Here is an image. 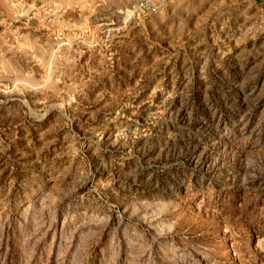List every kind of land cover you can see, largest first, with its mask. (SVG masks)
<instances>
[{
	"label": "rangeland",
	"instance_id": "rangeland-1",
	"mask_svg": "<svg viewBox=\"0 0 264 264\" xmlns=\"http://www.w3.org/2000/svg\"><path fill=\"white\" fill-rule=\"evenodd\" d=\"M159 1L0 0V264H264V0Z\"/></svg>",
	"mask_w": 264,
	"mask_h": 264
},
{
	"label": "built area",
	"instance_id": "built-area-1",
	"mask_svg": "<svg viewBox=\"0 0 264 264\" xmlns=\"http://www.w3.org/2000/svg\"><path fill=\"white\" fill-rule=\"evenodd\" d=\"M162 3L159 0H137L135 12L138 14H156L160 12Z\"/></svg>",
	"mask_w": 264,
	"mask_h": 264
},
{
	"label": "crops",
	"instance_id": "crops-1",
	"mask_svg": "<svg viewBox=\"0 0 264 264\" xmlns=\"http://www.w3.org/2000/svg\"><path fill=\"white\" fill-rule=\"evenodd\" d=\"M41 1H44V0H41ZM58 4V3H57ZM63 12H67V10H62ZM60 12H59V8L57 7L56 8V12L54 13V16H55V20H56V22H59V20H60V22H61V24L64 22V21H62V17L64 16V14H62V15H60L59 14ZM62 16V17H61ZM68 18H69V23H71V20H70V17H69V15L67 16ZM66 17V18H67ZM64 19V18H63ZM57 29H58V26H57Z\"/></svg>",
	"mask_w": 264,
	"mask_h": 264
}]
</instances>
